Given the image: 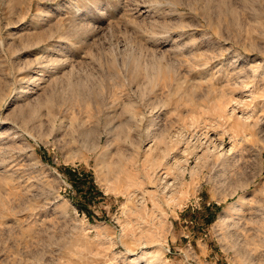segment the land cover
<instances>
[{
	"label": "rangeland",
	"instance_id": "rangeland-1",
	"mask_svg": "<svg viewBox=\"0 0 264 264\" xmlns=\"http://www.w3.org/2000/svg\"><path fill=\"white\" fill-rule=\"evenodd\" d=\"M264 264V0H0V264Z\"/></svg>",
	"mask_w": 264,
	"mask_h": 264
},
{
	"label": "bare ground",
	"instance_id": "bare-ground-1",
	"mask_svg": "<svg viewBox=\"0 0 264 264\" xmlns=\"http://www.w3.org/2000/svg\"><path fill=\"white\" fill-rule=\"evenodd\" d=\"M135 262H136L137 264H139V263L141 262V259L138 258V259L135 260Z\"/></svg>",
	"mask_w": 264,
	"mask_h": 264
}]
</instances>
